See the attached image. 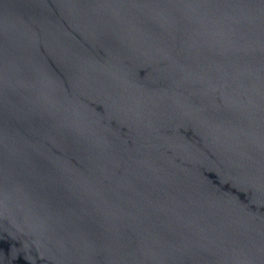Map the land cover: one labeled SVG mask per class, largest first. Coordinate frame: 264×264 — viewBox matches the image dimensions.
<instances>
[{"label": "water", "instance_id": "water-1", "mask_svg": "<svg viewBox=\"0 0 264 264\" xmlns=\"http://www.w3.org/2000/svg\"><path fill=\"white\" fill-rule=\"evenodd\" d=\"M0 264H264V0H0Z\"/></svg>", "mask_w": 264, "mask_h": 264}]
</instances>
